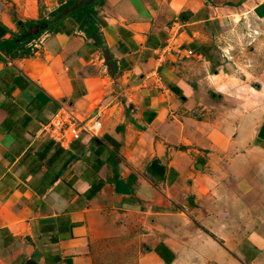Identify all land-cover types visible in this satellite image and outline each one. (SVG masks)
I'll return each instance as SVG.
<instances>
[{"label":"crops","instance_id":"obj_1","mask_svg":"<svg viewBox=\"0 0 264 264\" xmlns=\"http://www.w3.org/2000/svg\"><path fill=\"white\" fill-rule=\"evenodd\" d=\"M66 1L0 0V40ZM96 10L109 51L66 17L0 60V264H88L97 231L122 228L139 264H264V0ZM62 105L100 134L45 135Z\"/></svg>","mask_w":264,"mask_h":264},{"label":"trees","instance_id":"obj_2","mask_svg":"<svg viewBox=\"0 0 264 264\" xmlns=\"http://www.w3.org/2000/svg\"><path fill=\"white\" fill-rule=\"evenodd\" d=\"M103 0H67L47 17L41 14L37 19L18 20L19 32L11 38L0 40V60L29 57L34 53V44L39 38L53 32L55 26L66 17H73L87 38L95 46L109 51L103 33L96 22V5Z\"/></svg>","mask_w":264,"mask_h":264},{"label":"rangeland","instance_id":"obj_3","mask_svg":"<svg viewBox=\"0 0 264 264\" xmlns=\"http://www.w3.org/2000/svg\"><path fill=\"white\" fill-rule=\"evenodd\" d=\"M250 27V25H246ZM241 29L235 35L237 47L234 49L237 60H249L248 41L244 32L248 30ZM239 34V35H238ZM264 38V33H263ZM261 53V52H260ZM135 231V230H134ZM125 229L108 231L107 233H97L91 238L92 242L88 244V264H139L142 253L146 246L137 238V233ZM214 264V263H210ZM238 264H240L238 262Z\"/></svg>","mask_w":264,"mask_h":264},{"label":"built area","instance_id":"obj_4","mask_svg":"<svg viewBox=\"0 0 264 264\" xmlns=\"http://www.w3.org/2000/svg\"><path fill=\"white\" fill-rule=\"evenodd\" d=\"M193 55V51H189ZM102 130L99 116L81 119L70 106L62 105L60 111L43 126L45 135L53 138L61 146H68L82 137L84 133L97 137Z\"/></svg>","mask_w":264,"mask_h":264}]
</instances>
